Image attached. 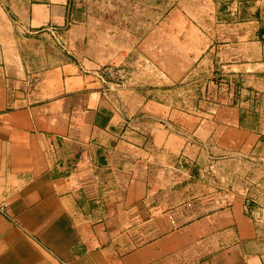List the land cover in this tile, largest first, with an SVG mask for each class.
<instances>
[{
    "label": "crops",
    "instance_id": "obj_1",
    "mask_svg": "<svg viewBox=\"0 0 264 264\" xmlns=\"http://www.w3.org/2000/svg\"><path fill=\"white\" fill-rule=\"evenodd\" d=\"M260 11L245 23L262 29L226 33L218 54L256 76L264 73ZM68 16L67 3H0V264H264V241L243 198L179 201L175 174H166L178 165L170 160L189 162L202 151L191 135L246 152L261 146L263 129L242 127L237 108L223 109L218 125L214 108L186 116L136 97L125 108L141 117V141L119 143L122 114L78 62L54 66L44 56L35 65L20 49L16 28L26 38L49 36ZM83 31L75 27L71 42ZM173 45L163 68L175 84L199 59ZM180 123L187 132L174 131Z\"/></svg>",
    "mask_w": 264,
    "mask_h": 264
},
{
    "label": "rangeland",
    "instance_id": "obj_2",
    "mask_svg": "<svg viewBox=\"0 0 264 264\" xmlns=\"http://www.w3.org/2000/svg\"><path fill=\"white\" fill-rule=\"evenodd\" d=\"M44 2L67 3L68 23L53 29L49 36L26 38L30 33L16 28L22 53L29 55L30 63L35 65L42 63L44 56L54 66L68 59L78 62L84 74L98 83L107 104L122 114L119 143L141 141L140 134L144 131L141 117L125 108L136 97L160 102L186 116L198 117L202 113L210 116L209 111L214 108L217 111L211 117L218 125L224 124L223 109L237 108L242 127L254 126L263 129L264 134V73L247 74L245 68L222 63L218 56L226 33L239 30L252 35L262 29V25H248L246 21L259 18L261 9L264 16V2L0 0L6 8ZM75 27L84 31L79 34V41L71 42L70 34ZM174 43L199 59L186 80L175 84L163 68L167 67L166 55H171ZM157 46L165 54H158ZM162 120L165 121L162 125L168 128V119ZM180 124L174 126V131L187 132ZM125 134L129 136L123 137ZM191 141L198 146L201 143L202 151L190 160L185 156L189 162L182 156L170 160L175 164L178 161V165L175 170L165 171L175 174L176 181L171 187L179 196L176 199L209 195L243 198L264 241V135L260 147L246 152L225 149L216 138L203 143L191 135Z\"/></svg>",
    "mask_w": 264,
    "mask_h": 264
},
{
    "label": "built area",
    "instance_id": "obj_3",
    "mask_svg": "<svg viewBox=\"0 0 264 264\" xmlns=\"http://www.w3.org/2000/svg\"><path fill=\"white\" fill-rule=\"evenodd\" d=\"M73 169L76 171L78 169V165L77 166L75 165ZM0 211L1 212L5 211V208L4 207H1L0 208Z\"/></svg>",
    "mask_w": 264,
    "mask_h": 264
}]
</instances>
